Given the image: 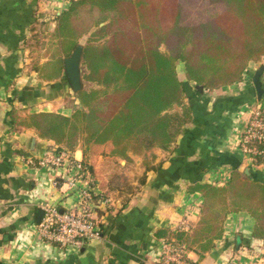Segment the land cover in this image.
<instances>
[{"label": "crops", "instance_id": "crops-1", "mask_svg": "<svg viewBox=\"0 0 264 264\" xmlns=\"http://www.w3.org/2000/svg\"><path fill=\"white\" fill-rule=\"evenodd\" d=\"M67 4L0 0V264H151L160 252L156 229H175L183 218L193 226L200 216L201 195L188 193L189 184L223 183L232 169L264 182V164L254 165L237 145L248 110L264 104V70L259 100L251 81L264 65V55L249 62L243 81L231 85L207 90L185 77L191 119L170 149L154 147L141 156L128 153V159L109 155L107 145L72 152L86 167L82 184L110 196L113 205L96 209L99 238L79 249H60L38 235L36 214L44 201L73 208L77 192L61 185L73 168L30 166L25 157L37 159L61 146L14 117L42 110L68 115L78 103L65 76L38 78L29 62L34 57L40 64L47 57H31L27 48L38 27H53L54 15ZM254 222L245 211L229 213L214 247L203 256L189 251L188 258L196 264H264V241L251 236Z\"/></svg>", "mask_w": 264, "mask_h": 264}, {"label": "trees", "instance_id": "trees-1", "mask_svg": "<svg viewBox=\"0 0 264 264\" xmlns=\"http://www.w3.org/2000/svg\"><path fill=\"white\" fill-rule=\"evenodd\" d=\"M53 20L56 50L32 68L44 81L67 79L63 58L81 44L78 103L68 115L42 110L14 119L71 152L107 145L109 155L128 159L170 149L191 119L185 77L207 90L231 85L264 55V0H70ZM252 163L264 164V157ZM187 192L202 198L195 225L155 231L184 245L185 258L210 251L227 215L238 211L254 218L251 236L264 241L261 180L232 169L223 183L195 182Z\"/></svg>", "mask_w": 264, "mask_h": 264}, {"label": "built area", "instance_id": "built-area-1", "mask_svg": "<svg viewBox=\"0 0 264 264\" xmlns=\"http://www.w3.org/2000/svg\"><path fill=\"white\" fill-rule=\"evenodd\" d=\"M69 2L70 0H66ZM239 150L252 161L254 157H264V104L257 103L248 110V118L242 126L237 142ZM30 166L53 167L62 169L66 165L73 168L61 181L67 191L75 190L77 200L73 208L61 209L49 201L41 202L40 221L36 224L38 235L47 243L64 249L67 247L81 248L100 237V227L96 221V209L109 208L113 199L102 191L83 185L85 165L71 151L64 148L47 150L41 157L34 159L25 157ZM54 180L53 184H57ZM190 222L183 218L175 229H189ZM188 254V253H187ZM185 258V246L160 239V252L151 264H189ZM229 264H240L232 261Z\"/></svg>", "mask_w": 264, "mask_h": 264}, {"label": "water", "instance_id": "water-1", "mask_svg": "<svg viewBox=\"0 0 264 264\" xmlns=\"http://www.w3.org/2000/svg\"><path fill=\"white\" fill-rule=\"evenodd\" d=\"M101 23L100 25H102ZM63 65L65 70V75L67 77V80L74 92H78L81 87V74L83 72L82 67V45L78 44L70 53L69 56H66L63 58ZM264 70V65L259 66L253 73L251 77V81L253 83V86L256 91L257 99L259 100L263 94V88L261 86V75ZM198 89H201L199 87ZM246 173H248V170H245ZM42 209L39 208L37 210L36 214V222L38 223L40 221V218L42 216Z\"/></svg>", "mask_w": 264, "mask_h": 264}, {"label": "rangeland", "instance_id": "rangeland-1", "mask_svg": "<svg viewBox=\"0 0 264 264\" xmlns=\"http://www.w3.org/2000/svg\"><path fill=\"white\" fill-rule=\"evenodd\" d=\"M54 26L51 27L50 24L45 23L44 25H40L38 27L36 37L33 39H29V42H27V48L32 52L30 54L31 57L38 55L39 57H45V55H51L53 52H55L56 47L58 45V38L54 35ZM81 42H84V38L80 40ZM161 49H163V46H161ZM39 60L36 58H31L29 63H36ZM178 66H180V63H178ZM180 71V77L182 76V69L181 67H178ZM182 78V77H181ZM72 92V90H71ZM176 110H179V108H176Z\"/></svg>", "mask_w": 264, "mask_h": 264}]
</instances>
